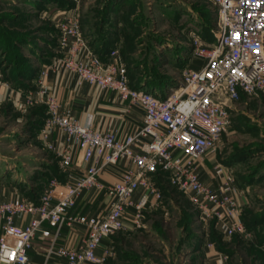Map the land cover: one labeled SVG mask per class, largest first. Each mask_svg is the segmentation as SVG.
<instances>
[{
	"label": "built area",
	"instance_id": "built-area-1",
	"mask_svg": "<svg viewBox=\"0 0 264 264\" xmlns=\"http://www.w3.org/2000/svg\"><path fill=\"white\" fill-rule=\"evenodd\" d=\"M219 28L211 45L195 35L191 59L202 58L200 69L187 68L175 88L163 96L159 90L129 86L128 73L117 49L104 62L88 45L81 31L77 9L55 18L58 53L40 71L37 97L25 96L22 103L46 105L41 130L45 146L59 157L64 172L75 165L84 168L75 181L54 178L37 203L27 198L0 204L4 221L0 235V264H27L28 250L41 236L49 240V259L62 264H105L114 254L103 247L120 230L140 227L153 201H161L154 175L162 171L169 183L193 202L203 221L214 220L223 237L244 235L242 193L227 168L213 165L216 186L201 179L202 160L215 153L230 123L233 104L242 95L264 92V0H215ZM49 70L69 74L102 91L117 93L122 101L138 106L141 124L124 139L112 131H96L92 120L81 123L62 109L59 95L48 89ZM1 77V74H0ZM6 84L0 78V84ZM59 135L63 139L53 138ZM123 168L111 184L101 178L110 166ZM105 196L99 214L77 211L85 191ZM30 216L29 223L16 224ZM82 229L75 245L64 242L65 231ZM206 247L212 248L208 240ZM46 264V263H44Z\"/></svg>",
	"mask_w": 264,
	"mask_h": 264
},
{
	"label": "rangeland",
	"instance_id": "rangeland-1",
	"mask_svg": "<svg viewBox=\"0 0 264 264\" xmlns=\"http://www.w3.org/2000/svg\"><path fill=\"white\" fill-rule=\"evenodd\" d=\"M70 9L78 11L83 37L112 40L130 82L167 85L165 93L188 68L195 35L211 45L219 28L215 0H0L2 81L16 65L29 64L35 77L20 80L19 89L36 96L40 71L58 53L55 18ZM230 113L217 150L202 163L227 168L242 193L245 234L221 236L214 220H201L191 199L161 177L158 206L140 227L109 238L114 254L105 264H264V92L242 95ZM46 117L42 103L0 104V181L15 184L22 198L40 197L64 174L41 137ZM205 236L214 237L215 248L205 247Z\"/></svg>",
	"mask_w": 264,
	"mask_h": 264
},
{
	"label": "crops",
	"instance_id": "crops-1",
	"mask_svg": "<svg viewBox=\"0 0 264 264\" xmlns=\"http://www.w3.org/2000/svg\"><path fill=\"white\" fill-rule=\"evenodd\" d=\"M3 82L6 84H0V104L5 101H10L14 104L22 103L24 97L26 96L25 93H23V91L19 88H14L8 82ZM46 84L48 89L55 91L59 95L63 110L69 111L82 124L87 122L88 118H91L92 127L96 131H112L118 139H124L131 134L143 120L142 110L138 106L132 104L130 105L129 103L122 101L117 93L102 91L97 87L90 86L85 81L81 82L77 80L75 77L70 76L67 73L58 74L49 70ZM136 85L141 86L140 89H152L148 85L146 86L145 83L139 81H129V86L134 88ZM37 93L35 98L37 97ZM53 138L63 139L56 134ZM202 166V181L206 184L216 186L219 181L217 179H213V167L209 162L202 163ZM84 171V168H78L73 165L62 175L64 182L77 180L80 176H82ZM122 171L123 168L118 165L110 166L103 173L101 180L105 184L114 183L120 178ZM22 197L24 196H22V193L18 191L15 184L12 185L10 182L5 184L3 181H0V204L13 200H20ZM32 201L35 202L34 200ZM37 202L38 201L35 203ZM77 202V211L84 214H99L105 208L106 201L103 194L100 195L96 190H88L80 196ZM153 202L152 206H158V202H156V200ZM151 207L148 208L149 211ZM30 218L31 217L28 215L23 220H16V224L29 223ZM3 224L4 221L0 219V235L2 234ZM82 234V229H73L70 230V232L65 231V244L67 246L75 245ZM204 239L206 242L209 240L208 236H205ZM106 245L107 244L103 242L101 247L98 249L99 256L103 254V247ZM48 246L49 240L38 236L37 239L34 240L31 248L28 250L29 261L27 264H62L60 261L48 258L46 252Z\"/></svg>",
	"mask_w": 264,
	"mask_h": 264
},
{
	"label": "trees",
	"instance_id": "trees-1",
	"mask_svg": "<svg viewBox=\"0 0 264 264\" xmlns=\"http://www.w3.org/2000/svg\"><path fill=\"white\" fill-rule=\"evenodd\" d=\"M100 26V25H99ZM85 38V36H84ZM87 38V39H86ZM85 39L88 42V45L90 46V48L94 51V53L96 55H99L102 60L104 62H108L110 60V52L113 50V42L110 38H108L107 36H103L100 34H97V36H87ZM212 40V39H211ZM215 41V40H214ZM50 62V61H49ZM204 64V60L202 58L199 57H195L193 59H191L188 62V68H192L194 70L196 69H200V67ZM22 68V69H21ZM31 67L29 66V64H24V65H20V66H15L13 71L11 72V75L7 76L5 75V81L8 82L11 86H13L14 88H20L21 86H23V83L20 80H33V77L31 76L30 73ZM167 85H165L164 87H159L156 88L158 90H160V92L165 95L166 93L162 90L163 88H165ZM154 86H151L152 89ZM134 88H141V86L136 85ZM168 174L162 172L161 170L158 171L155 175H154V180L156 182V184L161 188L162 184H161V177H166ZM59 181L64 182V179L62 177V175L58 176ZM30 198H32V200H34L35 202L38 201V197H34L33 195L29 196ZM243 224L245 225L244 221ZM214 227H215V223H214ZM215 231V228H213ZM217 232V231H216ZM218 233L221 235V233L218 231ZM222 236V235H221ZM210 242L212 243V247L215 248V239L214 237H211ZM203 242V240H201ZM103 242H105L106 244H110L109 239H104ZM201 242V243H202ZM223 251V249H221Z\"/></svg>",
	"mask_w": 264,
	"mask_h": 264
}]
</instances>
